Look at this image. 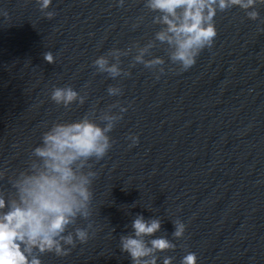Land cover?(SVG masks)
Returning <instances> with one entry per match:
<instances>
[{"label":"clouds","instance_id":"1","mask_svg":"<svg viewBox=\"0 0 264 264\" xmlns=\"http://www.w3.org/2000/svg\"><path fill=\"white\" fill-rule=\"evenodd\" d=\"M37 3L48 19L53 18L55 13L47 11L52 0H37ZM123 4L124 0H118L119 6ZM258 5H264V0H146L145 7L157 13L153 23L161 28L154 40L133 46L136 54L131 66L142 64L163 73L165 60L162 57L146 59L156 42H160L168 46L171 63L186 71L196 63L201 51L213 45L217 36L214 18L218 11L239 7L255 21L259 18ZM131 52L132 47L112 48L97 57L93 66L98 73H106L113 79L128 76L130 72L121 67V58ZM43 58L47 63H55L50 51L45 52ZM107 93L121 95V88L110 85ZM50 98L65 108L77 101L81 105L85 102V97L71 86L54 87ZM118 106V103L109 105L107 110L101 111L98 119L103 126L86 114L77 121L55 122L43 132L27 167L9 178L14 193L6 197L0 191V264H42L38 254L67 256L77 241L84 244L89 240L91 223L87 228L69 229L78 219L88 220L92 215V185L97 173L91 170L89 162L102 160L112 147L109 133L121 118L112 109ZM124 111L126 109L120 108V112ZM131 139L135 143L138 138L132 136ZM4 176L5 171H0V178ZM173 225L172 236L182 238L185 225L179 220ZM161 226L159 218L145 219L137 214L131 222L132 231L119 238L120 251L128 254L132 264H157V253L176 247L166 236H155ZM150 237L155 238L147 239ZM171 262L172 258L166 257L163 264ZM181 264H197L196 254L187 253Z\"/></svg>","mask_w":264,"mask_h":264}]
</instances>
